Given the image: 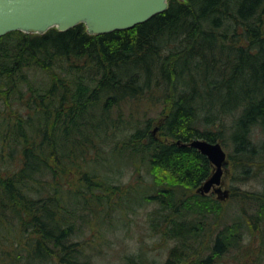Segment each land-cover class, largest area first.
<instances>
[{
  "label": "trees",
  "instance_id": "1",
  "mask_svg": "<svg viewBox=\"0 0 264 264\" xmlns=\"http://www.w3.org/2000/svg\"><path fill=\"white\" fill-rule=\"evenodd\" d=\"M0 99L28 109L0 123V264H217L232 247L264 264V0H170L102 35L9 33ZM198 138L229 139L236 179L261 190L199 193L212 165L186 145ZM151 205L150 236L174 243L164 262L140 248L112 263L85 236L107 245Z\"/></svg>",
  "mask_w": 264,
  "mask_h": 264
},
{
  "label": "water",
  "instance_id": "2",
  "mask_svg": "<svg viewBox=\"0 0 264 264\" xmlns=\"http://www.w3.org/2000/svg\"><path fill=\"white\" fill-rule=\"evenodd\" d=\"M170 0H0V38L20 31L43 35L51 29L66 32L85 25L88 34L125 31L168 10ZM185 2L188 0H179ZM157 130V128L155 129ZM206 156L214 173L198 192L227 193L222 189L228 155L220 142L194 139L188 144Z\"/></svg>",
  "mask_w": 264,
  "mask_h": 264
},
{
  "label": "rangeland",
  "instance_id": "3",
  "mask_svg": "<svg viewBox=\"0 0 264 264\" xmlns=\"http://www.w3.org/2000/svg\"><path fill=\"white\" fill-rule=\"evenodd\" d=\"M48 77V75H47ZM39 78L45 80L46 77H42L41 75H39ZM24 97H28V95L24 96ZM123 105V104H122ZM140 109L139 112L143 113L145 110H147V106L145 103H142L141 105H139ZM136 108L135 105L133 103L130 102H126L124 103V105L122 106L121 111H123V120H127L126 115H129L131 110ZM21 110L23 113H27L28 109L26 110L23 106L21 107L18 102L14 104V109L12 108H6L5 103L2 99H0V123L3 121V118L5 116H9V115H13L17 114L18 110ZM118 110L116 109V112L111 114L112 117H115ZM149 116L156 118L157 117V110L152 111L149 113ZM125 120V121H126ZM156 123V122H155ZM154 123V124H155ZM1 130V127H0ZM159 134H157L158 136ZM222 145V140L219 141ZM231 141L229 139H227V146L223 145L227 155H228V163L227 165L224 167V174L222 177V189L224 192L227 193V197H224L223 194H217L215 192H212L211 194H209V196H212L214 199L220 200L222 202V204L227 205L231 200H232V186H239L241 188V190H250V191H260L262 188V184L259 182H257L256 180H254L255 178H249L246 181H238L236 179V177L238 176V171L233 167L232 162L230 161V153L232 152V144L230 143ZM230 144V145H229ZM212 165V164H211ZM215 171V167L212 165V172L211 175L214 173ZM74 179V175L71 174L68 178V183L70 182V180L72 181ZM125 182L128 181V178L125 177L124 179ZM65 184V186L68 188L69 184ZM98 195H102L101 192H97ZM153 209V205L149 206V208L147 209V207H143L139 214L136 216V220L130 222V224L128 225L127 231L126 230H122L121 228H119V230L117 231V233L114 234V232H111V234L107 235V239H110V241L107 243V245H101V243L99 242V239L97 236H95L98 232L95 231L93 233L92 230H86V238L88 239V237L91 238H97L96 242H95V249H97L98 251L103 250V252L107 253L109 255L108 257V261L112 260V263L119 260L120 256H122L124 253H135L136 251H138L140 248H142L144 251H148V255L150 257V260H153L152 258H156L158 259L160 262H164V260L167 258L168 256V251L169 248L174 244L173 242L168 241V243H163L160 242V239L158 237H153L150 236L149 234V229H148V225L145 224L146 223V216L148 214L149 210ZM233 215L229 214V213H224V219L225 221L231 223L229 221V219L232 217ZM99 235V233H98ZM250 236H247L246 238V243H247V247H249L250 244ZM258 241H260L258 239ZM203 242L205 244H212L210 239L208 237H205L203 239ZM254 246L252 247V250H254L257 247V240L254 238ZM170 246V247H169ZM251 250V251H252ZM211 250L210 249H206L203 252L200 253V256L203 257H207L208 255H210ZM244 256L242 255V251L241 249L232 247L231 248V252L229 254L224 255L221 259L220 257H216L215 259L218 260L217 264H246L249 260H246L243 258Z\"/></svg>",
  "mask_w": 264,
  "mask_h": 264
}]
</instances>
